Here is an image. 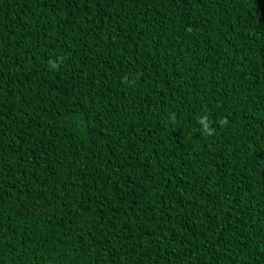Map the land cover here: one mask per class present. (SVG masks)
<instances>
[{
	"label": "trees",
	"instance_id": "16d2710c",
	"mask_svg": "<svg viewBox=\"0 0 264 264\" xmlns=\"http://www.w3.org/2000/svg\"><path fill=\"white\" fill-rule=\"evenodd\" d=\"M0 264H264V0H0Z\"/></svg>",
	"mask_w": 264,
	"mask_h": 264
}]
</instances>
